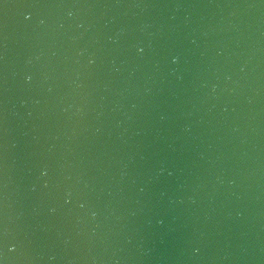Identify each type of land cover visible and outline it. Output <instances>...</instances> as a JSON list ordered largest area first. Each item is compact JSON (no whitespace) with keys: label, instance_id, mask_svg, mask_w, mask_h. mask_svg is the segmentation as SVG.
I'll return each mask as SVG.
<instances>
[{"label":"water","instance_id":"obj_1","mask_svg":"<svg viewBox=\"0 0 264 264\" xmlns=\"http://www.w3.org/2000/svg\"><path fill=\"white\" fill-rule=\"evenodd\" d=\"M0 262L264 264V0H0Z\"/></svg>","mask_w":264,"mask_h":264},{"label":"snow or ice","instance_id":"obj_2","mask_svg":"<svg viewBox=\"0 0 264 264\" xmlns=\"http://www.w3.org/2000/svg\"><path fill=\"white\" fill-rule=\"evenodd\" d=\"M25 19H28V17H25ZM0 264H2V262H0Z\"/></svg>","mask_w":264,"mask_h":264},{"label":"clouds","instance_id":"obj_3","mask_svg":"<svg viewBox=\"0 0 264 264\" xmlns=\"http://www.w3.org/2000/svg\"><path fill=\"white\" fill-rule=\"evenodd\" d=\"M142 51V50H141ZM175 63V61H173ZM11 251V249H9Z\"/></svg>","mask_w":264,"mask_h":264}]
</instances>
